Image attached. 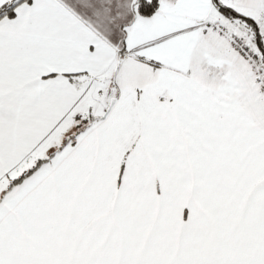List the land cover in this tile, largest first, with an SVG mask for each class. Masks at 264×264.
<instances>
[{
  "label": "snow or ice",
  "instance_id": "obj_1",
  "mask_svg": "<svg viewBox=\"0 0 264 264\" xmlns=\"http://www.w3.org/2000/svg\"><path fill=\"white\" fill-rule=\"evenodd\" d=\"M0 264H264V0H0Z\"/></svg>",
  "mask_w": 264,
  "mask_h": 264
}]
</instances>
